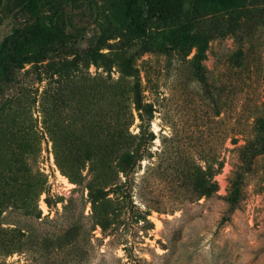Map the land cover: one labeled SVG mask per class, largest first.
I'll list each match as a JSON object with an SVG mask.
<instances>
[{
    "label": "rangeland",
    "instance_id": "rangeland-1",
    "mask_svg": "<svg viewBox=\"0 0 264 264\" xmlns=\"http://www.w3.org/2000/svg\"><path fill=\"white\" fill-rule=\"evenodd\" d=\"M174 1L0 0V264H264V0Z\"/></svg>",
    "mask_w": 264,
    "mask_h": 264
},
{
    "label": "trees",
    "instance_id": "trees-1",
    "mask_svg": "<svg viewBox=\"0 0 264 264\" xmlns=\"http://www.w3.org/2000/svg\"><path fill=\"white\" fill-rule=\"evenodd\" d=\"M190 1V0H186ZM195 1V0H194ZM222 3H226L228 0H217ZM150 4V10L154 15H159L163 13H169L175 7L176 2L174 0H148ZM125 13H124V23L132 31L139 35H144L146 37L142 44V49H146L149 42L148 30H149V20L144 13V9L141 6L140 0H124ZM42 36L45 38H51L55 36L52 29L38 24L37 30L31 33H19L15 35L8 36L2 45L0 50V59L2 62L12 63V64H26L30 62L39 61V52L32 49V45L36 40V36ZM138 109H142V104L137 105ZM139 117L142 121H145V116L142 111H139ZM47 133H49L53 139V147L55 151V156L58 158L60 156V146L58 145V130L56 128L48 127ZM45 131V132H46ZM38 131L30 132V136L34 137L38 135ZM28 144H23L21 148L28 149ZM37 147L34 146L33 148ZM89 189L93 191L92 186ZM205 193V192H204ZM108 194V190L105 188V198ZM110 199V198H108ZM105 222H109L105 216Z\"/></svg>",
    "mask_w": 264,
    "mask_h": 264
}]
</instances>
